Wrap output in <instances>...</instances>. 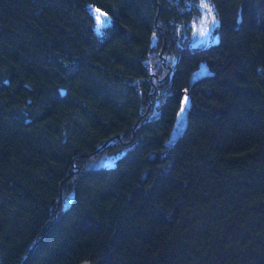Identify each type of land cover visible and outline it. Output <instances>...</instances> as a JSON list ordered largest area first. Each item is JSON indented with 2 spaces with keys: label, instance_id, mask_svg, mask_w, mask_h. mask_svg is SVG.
Instances as JSON below:
<instances>
[{
  "label": "trees",
  "instance_id": "trees-1",
  "mask_svg": "<svg viewBox=\"0 0 264 264\" xmlns=\"http://www.w3.org/2000/svg\"><path fill=\"white\" fill-rule=\"evenodd\" d=\"M207 3L0 0V264H264V0Z\"/></svg>",
  "mask_w": 264,
  "mask_h": 264
},
{
  "label": "water",
  "instance_id": "water-1",
  "mask_svg": "<svg viewBox=\"0 0 264 264\" xmlns=\"http://www.w3.org/2000/svg\"><path fill=\"white\" fill-rule=\"evenodd\" d=\"M212 75V71L205 63H200L199 66L191 73L189 78V88L199 79ZM185 97L188 98L187 105H185ZM185 107V111L181 114V107ZM193 108L192 99L188 90L182 91L180 106L177 110L175 121L170 131L169 138L165 142L166 147H171L183 134L188 124V116ZM80 264H92L88 260L82 261Z\"/></svg>",
  "mask_w": 264,
  "mask_h": 264
},
{
  "label": "rangeland",
  "instance_id": "rangeland-1",
  "mask_svg": "<svg viewBox=\"0 0 264 264\" xmlns=\"http://www.w3.org/2000/svg\"><path fill=\"white\" fill-rule=\"evenodd\" d=\"M90 11L93 13L95 24L94 27L97 32L101 31L105 26L111 23V16L99 9L98 7L94 6L93 4L89 5ZM97 16L100 17L99 21L97 20ZM212 24L210 25V21L208 19H203V23L199 24L196 28V37H200L198 41H203L207 43L209 40L216 39V35L212 34ZM205 28L207 31H205ZM99 29V30H98ZM115 161V157L111 155H107L104 157H98L90 161L89 166H98V165H112Z\"/></svg>",
  "mask_w": 264,
  "mask_h": 264
},
{
  "label": "snow or ice",
  "instance_id": "snow-or-ice-1",
  "mask_svg": "<svg viewBox=\"0 0 264 264\" xmlns=\"http://www.w3.org/2000/svg\"><path fill=\"white\" fill-rule=\"evenodd\" d=\"M201 8H204V9H207L208 12H207V15L209 16H212V20H211V24L213 27L216 26L217 24V21L215 20V17L213 15V10L212 8L209 7L208 3H207V0H201ZM100 17L97 16V20L99 21ZM99 30V29H98ZM205 31H207V29L205 28ZM187 102H188V98L185 97V105H187ZM185 111V107H181V114Z\"/></svg>",
  "mask_w": 264,
  "mask_h": 264
}]
</instances>
